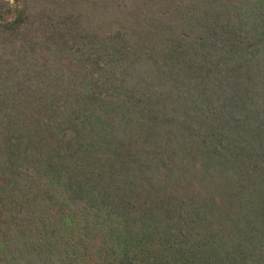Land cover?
<instances>
[{"label":"trees","instance_id":"trees-1","mask_svg":"<svg viewBox=\"0 0 264 264\" xmlns=\"http://www.w3.org/2000/svg\"><path fill=\"white\" fill-rule=\"evenodd\" d=\"M248 4L245 3L244 10L237 9L235 14L224 11L219 6L214 7L212 12L208 8V12L205 11L200 18H195L199 28L191 31V41L198 42L201 44L200 47L206 45L207 53L215 50L218 53L224 52L227 59L234 57L242 60L245 56H253L255 49L259 51L257 42L264 40V9L258 12L254 10V6L251 5L252 8H250ZM40 25H42L41 22ZM17 26L15 21H11L8 29L13 31L18 28ZM75 29V19L71 16L56 22V27L53 26V31L48 34L53 45L44 48L32 47L30 51L36 56L27 55L29 56L28 67L41 68L44 67L42 64L50 62L49 69L47 67H44V70L41 69L45 77H37L39 74L34 73L30 78L24 72L19 73L18 75H22L23 79L18 81L14 90L0 95V104L14 111L17 119L21 116L20 110L13 106L19 104L18 98L26 95V89L29 88L31 92L28 93L30 95L26 99L32 97L30 100H25L32 111L24 116L31 127L18 125L23 131L15 130L20 132L19 136L24 140L23 149L20 150L19 147L6 142L7 146L15 152L22 154V160L19 163L11 160L10 156L7 157L10 161V168L17 173L14 176H6L11 172L5 173L0 166V207L8 212L2 221L0 236L10 243V248H7L6 252L0 251V264H42L44 262L42 256L30 254L29 251L43 248L48 243V235L40 237L41 232L35 227V222L39 217L50 215L51 208L59 217V221L75 219L79 215L81 225H84L87 233H93L96 222L99 221L104 232L101 239L106 243V252L103 256L106 257L107 264H148V262L152 264L157 258L161 262L164 260L165 264L169 261L175 264L181 262L187 264H250L251 261L264 264V254L250 245L253 238L246 232L249 227L256 226L264 234L263 213H258L256 208L249 207L247 202L239 204L237 197L229 193L230 190L225 193L219 192L220 187L212 188L210 193H205L196 187L191 190L190 195L185 192H183L185 195L179 194L176 188L179 181L174 182L170 177L173 176L175 180L173 172L175 170V173L179 172L178 170L181 169L178 167L179 163L183 167L179 158L177 165L173 163L178 153L171 154L165 161L154 159L150 164L141 160L142 149L148 148L147 143L151 142V145L156 147L159 138H162L163 142L167 140L166 135L154 137V141L146 138L141 145V155L138 158L131 159L128 155L126 161L122 151L114 155L115 163L117 161L129 169L132 177L140 178V185H146L149 188L146 194L151 198L152 205L148 206L145 201L141 203V205H147V209L143 208L145 212L141 213L142 219L146 221L138 224L141 228L137 233L133 231L138 227L132 226L136 224L126 223L130 198L133 199L134 194L139 195L133 193L131 184L123 199V204L118 205L113 211L110 209L109 202L96 192L95 188L88 185L85 176L91 166L80 168L75 162L67 168L66 166L70 163L65 164L63 160L59 161L57 155L54 163L50 161L52 155L49 151H41L35 139L37 136L30 135L31 129L41 131L39 123H43V127H46L45 131L52 133L48 135L51 139L53 138L51 135L55 132H66L81 140L82 144H86L87 140L91 139L93 143L99 142V144L107 145L106 142L114 141L116 136L111 137V133L118 128L120 135L122 134L120 138L124 139L121 142L129 139L122 144L125 146L137 139L141 131L143 135H146L156 128L163 129L167 125L166 122H176L177 118L186 119L187 113L191 112L189 109L182 111L181 108L176 112L169 107L173 105L176 109L175 101H179L184 95L183 93L180 97H175L171 93L173 87L167 80L169 77L165 78L164 70L172 71L177 64L166 63L162 66L152 52V55L139 52L138 60L141 62L135 56L136 58L131 59V62L127 64L121 58L130 52H127L123 46H119L116 42L108 45L105 38L102 40L93 35L79 36L76 39ZM32 34L37 33L32 32ZM110 35L114 36L109 34L108 38L111 37ZM25 38L26 35L23 43H26ZM177 45H181V42ZM181 46L185 47L184 44ZM129 47L127 44V50L131 49ZM14 49L18 50L16 57L19 63L18 68H15L12 61L9 63L1 60L0 73L6 74L10 65L13 72L17 73L19 70L22 72L25 62L24 53L22 54L21 51L27 49L20 47ZM174 53L170 51L171 61L174 59L172 56ZM64 54H67V57L65 56L66 59L62 61ZM134 55V52H131L129 58ZM39 57L45 60V63L42 62L40 66L37 62ZM183 57V69L192 73L191 66L188 67L191 58H186L184 55ZM146 68L160 72L164 76V84H160V81H153L147 73L144 74L143 71ZM236 69L233 68L231 71L235 72ZM52 75L59 76L56 78ZM236 75L220 83L222 91L230 97H233L231 94L236 88L244 91ZM0 80L4 83L10 82L6 81V76L0 77ZM160 85L163 86L159 91L160 97L151 95L150 89L157 86L158 91ZM207 86L203 85L201 89L195 88L196 93L193 92L185 98L190 101L189 105L195 109L200 108L198 111L206 115L209 113L211 116L214 110L219 109L211 105L210 101L213 99L207 100L206 94H209V91H205ZM134 88L138 90H133ZM39 89L41 90L38 91ZM121 89L124 92H121ZM212 93L215 99L220 98L217 96L219 92L212 91ZM224 100L225 98L221 99V102ZM237 100L241 104V100ZM243 102H247V98ZM226 103L227 99L223 104L224 109ZM224 109L221 111H225ZM176 113L181 116L175 117ZM64 118L71 124L68 125ZM247 125L250 126V121ZM179 139L178 137L176 140ZM47 140L48 144H51L48 138ZM173 145H175L174 142L171 146ZM83 147L87 150V146ZM183 152L179 154L182 156ZM3 159L7 161L5 157ZM92 170L95 171V168L93 167ZM184 176L185 173L182 178ZM41 189H43L44 199L37 195ZM139 200L140 196L137 201ZM106 210L112 213L106 215ZM91 211L93 219L89 218ZM2 214L4 215L3 211L0 212V216ZM83 215L89 220H86ZM120 224H125L124 228ZM33 229L35 232L31 233ZM158 236L161 237L159 240L156 238ZM163 237L170 240L166 242L173 250L171 253L167 247H161L165 245L162 241ZM173 243L177 246L174 247ZM181 244L184 245L181 246ZM65 245L71 247L70 242ZM70 251L77 252L71 247L65 250V255L68 256ZM249 253L251 255H246ZM165 255H168L167 258ZM58 259L63 263L66 258Z\"/></svg>","mask_w":264,"mask_h":264},{"label":"rangeland","instance_id":"rangeland-1","mask_svg":"<svg viewBox=\"0 0 264 264\" xmlns=\"http://www.w3.org/2000/svg\"><path fill=\"white\" fill-rule=\"evenodd\" d=\"M245 3H249L250 8H252L251 5L254 6V10L258 12H262L264 9V0H0V61H8L9 63L12 61L15 68H18L19 63L16 61L18 50L14 48L27 49L21 51L22 54L24 53L23 60L25 62L22 72L21 70L17 73L13 72L9 64L7 73H0V77L6 76V81H10L4 83L3 80H0V95L9 90H14L18 81L23 79L22 75H18L19 73L24 72L30 78L34 73L39 74L37 77H45L42 75L41 69L44 70V67L49 69L50 62L42 64V62L45 63V60L39 57L37 59L38 66L42 64L44 67H28L29 56L27 55L36 56L34 52L30 51L32 47L44 48L53 45L48 34L53 31V26L56 27V22L63 21L66 17L71 16L75 19L74 37L76 39L79 36L89 37L93 35L102 40L105 38L108 45H113L116 42L119 46H123L127 52H134L135 55L132 58H129L130 53L121 58L127 64L136 57L138 60L139 52H145L149 55L154 53L162 66L166 63L177 64L172 71L164 70L165 78L169 77L167 80L173 87L171 93L175 97H180L183 93L184 95L179 101H175L176 109L173 105L169 107L176 112L180 111L177 110L179 108L182 111L189 109L191 112L187 113L186 119L177 118V123L166 122L167 125L163 129L156 128L146 135H143L141 131V135L137 139L125 146L122 144L129 139L121 142L124 139L120 138L122 134L120 135L121 132L118 128L111 133V137L116 136L114 141L106 142L107 145L99 144V142L93 143L91 139H88L86 144H82L81 140L66 132H55L54 135H51L53 137L51 139L48 135L52 133L45 131L46 127H43V123H39L41 131L31 129L30 135L32 137L37 136L35 139L38 141V146L42 152H50L52 155L50 161L55 163V157L58 156L59 161L63 160L65 164L70 163L66 166L67 168L74 165L75 162L80 168L91 166L86 171L87 176H85L88 185L90 184L91 187L95 188L96 192L109 202L110 209L113 211L118 205L123 204V199L132 185L133 193L139 194H134L133 199L130 198V208L127 212L128 221L126 223H134L136 225L132 226L138 227L133 233L139 231L141 226L138 224L141 221H146L141 217V213L145 212L143 208L147 209V205H152L151 198L146 194L149 188L146 185H140V178L132 177L129 169L117 161L115 163L114 155L122 151L126 161L128 155L131 159L133 157L138 158L141 155V145L146 138L154 141V137L158 138L163 135L167 136V140L163 142V139L159 138L156 147L151 145V142L147 143L148 148L142 149L140 158L150 164L154 159L158 158L157 160L165 161L171 154L178 153L173 163L177 165L179 158L183 167L179 163L178 167L181 169H177L178 174L175 173L176 170L173 172L175 180L173 176L170 177L174 182L179 181L176 187L179 194L185 192L190 195L191 190L196 187L205 193H210L212 188L220 187L219 192L225 193L230 190L229 193L237 197L239 204L247 202L249 207L256 208L257 212L263 213L264 217V40L257 42L259 51L255 49L253 56H245L241 60L234 57L227 59L224 52L218 53L216 50L207 53V46L200 47L201 44L191 41L192 37L190 36L192 30L199 28L195 18H200L202 14H205V11L208 12V8L212 12L214 7L219 6L224 11L235 14L239 8L244 10ZM11 21L18 24V28L13 31L8 29V24ZM45 28L47 30H44ZM32 32L37 34H32ZM109 34L114 36L110 35L111 37L108 38ZM9 35L11 36L9 37ZM25 35L26 43H23ZM187 35L189 37L186 38ZM178 42H181V45L184 44L185 47L176 46ZM127 44L131 51L127 50ZM171 50L175 52L172 55L174 58L172 61L169 58ZM252 50L254 51V49ZM182 54L186 58H191L188 67L191 66L192 73L183 69L184 57ZM66 55H63L62 61L66 59ZM7 57L9 59H5ZM168 66L170 67V65ZM27 67L28 69H26ZM233 68H237L235 72L231 71ZM143 73H147V76L153 81H160V84H164V76L160 72L146 68ZM233 75L239 77L240 85L244 91L236 88L231 94L233 97H230L222 91L220 83L223 80L232 79ZM52 76L58 78L59 75ZM203 85H208L205 88V91H209V94H206L207 100L213 99L210 101L211 105L215 109H219L218 111L214 110L211 116L209 113L206 115L198 111L200 108L195 109L189 105L190 101L185 98L193 92L196 93V89H201ZM162 87L160 85L158 91L157 86L152 87L150 94L157 98L160 97L159 91ZM26 90L27 94L31 92L30 88ZM31 90L33 91L32 88ZM133 90L138 89L134 88ZM120 91L124 92L122 89ZM212 91L219 92V95H216L222 100L227 99L225 109L223 107L225 100L221 102L220 98L215 99ZM27 94L19 97V104L13 106L20 110V120L14 116V111L0 104V166L5 173L11 172L10 175L6 176H14L17 173L10 168V161L7 157L10 156L11 160L18 163L22 160V154L7 146L6 142L19 147L20 150L23 149L24 140L19 136L20 132L15 130L23 131L22 127H18V125L31 127L29 126L31 124L26 120L27 118H24L26 114L32 111V108H28V103L25 101L32 97L26 99L30 95ZM245 98H247V102H243ZM237 99L241 100V104ZM25 104L26 106H24ZM221 109L225 111H221ZM247 110L249 111L246 113ZM179 116L181 115L175 114V117ZM64 119L68 125L71 124L66 118ZM249 121L250 126L247 125ZM46 137L51 141L50 145ZM178 137L180 139L176 140ZM84 140H86L85 137ZM173 142L175 145L171 146ZM83 146H87V150ZM102 146L104 147L101 148ZM181 151H184L183 158L179 154ZM93 167L95 171L92 170ZM18 173L21 172L18 171ZM184 173L185 176L182 178ZM37 195L44 199L43 189ZM138 196H140L139 202L137 201ZM143 201L147 205H141ZM42 202L46 203V201ZM106 207L108 208V205ZM1 211L4 212V215L0 216V227L4 217L8 215L6 209L2 210L0 207ZM109 213L112 212L106 210V215ZM49 214L37 218V222H35V227L41 232L39 236L48 235V243L43 248L29 251L30 254L42 256L44 260L42 264L108 263H106V257L103 256L106 252V243L101 239L104 232L99 221L96 222L93 233H87L84 230V225H81L82 221L79 220V215L75 219L59 221V217L54 214L53 208L49 210ZM92 216L93 212L91 211L89 218L93 219ZM84 218L89 220L85 216ZM39 221L42 223H38ZM124 225L120 224L123 228ZM241 225L243 224L241 223ZM34 232L33 229L31 233ZM246 232L250 234H247L248 236L253 238L250 245L264 254L263 232L256 226L249 227ZM159 237L156 238L159 240ZM162 241L165 245L159 243L161 247H167L171 253L173 250L168 247L166 242L170 240L163 237ZM69 242L70 246L75 248L77 252L70 251L69 255L66 256L65 250L71 247H67L65 244ZM183 245L181 244V246ZM173 246L176 247L177 244L173 243ZM7 248H10V243L0 236V251L6 252ZM167 256L165 255V258ZM61 257L66 258L63 260L65 262H60L58 258ZM163 261L161 262L157 258L152 264H165ZM252 262L253 264H261L255 261H251L250 264ZM148 264L151 263L148 262ZM167 264L175 263L169 261ZM179 264L187 263L181 262Z\"/></svg>","mask_w":264,"mask_h":264}]
</instances>
